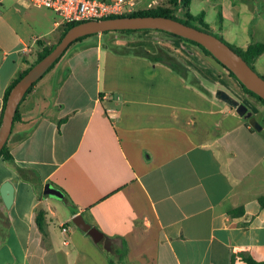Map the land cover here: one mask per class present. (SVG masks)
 Returning a JSON list of instances; mask_svg holds the SVG:
<instances>
[{
	"label": "crops",
	"instance_id": "0c3cea01",
	"mask_svg": "<svg viewBox=\"0 0 264 264\" xmlns=\"http://www.w3.org/2000/svg\"><path fill=\"white\" fill-rule=\"evenodd\" d=\"M62 24L30 0H0V114L37 41L56 40ZM121 33L67 48L18 105L12 158L0 157V185L14 187L9 207L0 194V264H231L233 254L246 264L239 251L264 260L263 125L141 54L158 52L149 36L172 35ZM46 183L63 192L59 203L43 196ZM77 213L100 241L74 225Z\"/></svg>",
	"mask_w": 264,
	"mask_h": 264
},
{
	"label": "rangeland",
	"instance_id": "374dc122",
	"mask_svg": "<svg viewBox=\"0 0 264 264\" xmlns=\"http://www.w3.org/2000/svg\"><path fill=\"white\" fill-rule=\"evenodd\" d=\"M175 2L174 5H171L174 7L173 15L175 17L180 20H187L191 24L223 38L236 49L244 50L251 43H264V0H190L187 7H185L180 0ZM158 5L166 6L169 5V3L168 0H133L132 9L142 10L153 8ZM185 11H189L194 18H189ZM200 13H202V16L200 17L202 20L197 17ZM110 32H114V30H110ZM143 33L146 32H122L120 35L131 37L142 34L143 36H146ZM149 37L156 42L158 51L163 56H165V53H169L173 56H175L176 53L177 55H179V53H184V56L186 54L187 59L191 61L189 63L192 65L183 62L188 68V70L182 69L183 73L186 75L185 79H187L188 82H192L197 87L204 90L213 89L214 94L218 87L226 89L238 101L245 103L248 106V109L252 111L254 120L264 127V104L255 97L244 93L239 82L229 74L225 67L221 64V66H219V64L214 65L211 62H208L205 56L206 54L198 46L186 40H181L177 37L173 38V35L171 37ZM78 43L79 40L71 44L65 53L71 51V49ZM177 55L175 56L176 58H178ZM34 57L35 53L30 55L28 58L29 61L34 59ZM178 59L183 61L181 58ZM214 61L216 62L215 59ZM253 66L259 74L264 76V51L255 57ZM208 71L213 72L214 76L208 73ZM47 73H44L41 82L38 80L37 83L41 84L52 77L50 76L51 74ZM201 73L213 80L214 83L207 81L208 79L206 80ZM245 119L248 122H252L248 118ZM257 173L260 177H264V164L258 168ZM50 197V200L56 201V203L61 201V199L56 196L51 195ZM106 249L114 258L115 254L113 247L106 245Z\"/></svg>",
	"mask_w": 264,
	"mask_h": 264
},
{
	"label": "water",
	"instance_id": "95a60500",
	"mask_svg": "<svg viewBox=\"0 0 264 264\" xmlns=\"http://www.w3.org/2000/svg\"><path fill=\"white\" fill-rule=\"evenodd\" d=\"M161 29L174 35L193 40L204 46L221 64L232 71L236 78L249 90L264 99V77L252 68L246 60L238 54L220 37L181 20L164 15H117L98 19H88L69 27L53 48L42 58L30 66L26 72L10 88L0 119V150L6 142L11 131L14 114L17 106L27 89L37 81L57 59L67 46L76 38L109 30L119 29ZM215 96L236 110L237 113L248 117L251 111H247L244 103L238 102L228 91L217 88ZM13 184L6 180L0 185V194L3 203L9 207L13 200ZM53 195L58 198L64 196L63 192L46 183L43 186V196ZM71 221L81 230L88 233L94 242L102 239V232L94 225L86 221L81 213L75 214Z\"/></svg>",
	"mask_w": 264,
	"mask_h": 264
},
{
	"label": "trees",
	"instance_id": "16d2710c",
	"mask_svg": "<svg viewBox=\"0 0 264 264\" xmlns=\"http://www.w3.org/2000/svg\"><path fill=\"white\" fill-rule=\"evenodd\" d=\"M175 1L177 0H168V3L169 5H158L156 7H153V8H146V9H142V10H132L130 12H126V13H123V14H119V15H164V16H170V17H173V18H176L178 19L177 17H175L173 15V10H174V7H172L171 5H174V3H176ZM183 2V5L185 7H187L188 3L190 2V0H180ZM186 15L189 17V18H194L193 15H191L189 13V11H185ZM113 16H117V15H113ZM202 16V13H200L197 17L202 20V18H200ZM108 17H111V16H108ZM180 20V19H178ZM187 24H190V25H193L197 28H200L194 24H191L190 22H188L187 20H181ZM78 22H81V21H76V22H69V23H64L62 24L61 26V29L59 31V34H58V37L56 38V40L52 41L51 43H47L46 40H38L37 41V44H36V49L34 51L35 53V57L34 59H32L31 61H29V59H26V63H27V66L24 68V69H21L20 71H18L17 75L13 78V80L10 82V84L7 86V88L5 89V92H4V96H3V107H4V104H5V100H6V97H7V94L10 90V88L12 87V85L26 72V70L32 66L37 60H39L40 58H42L46 53H48L52 48L53 46L55 45V43L61 38V36L64 34V32L69 28L71 27L72 25L78 23ZM202 30H205L203 28H200ZM150 30H155V31H160V32H164V33H168L170 35H173L181 40H186L192 44H195L196 46H198L206 55H209L211 56L213 59H215L219 64H221L204 46H202L201 44L193 41V40H190V39H187V38H184L182 36H179V35H174L170 32H167V31H164V30H161V29H151V28H141V29H119V30H114V31H121V32H131V31H143V32H148ZM110 31V30H109ZM108 31H103L102 33H107ZM92 34H97L96 33H91V34H86V35H83V36H80L76 39H74L68 46L67 48L72 44L74 43L75 41H78L88 35H92ZM221 38V37H220ZM222 40H224L223 38H221ZM225 41V40H224ZM226 42V41H225ZM229 46H231L228 42H226ZM238 54H240L245 60L246 62L252 67L254 68L253 66V61L255 59V57H257L260 53H262L264 51V43L262 42H256V43H251L249 44L244 50H240V49H236L234 48L233 46H231ZM66 48V49H67ZM65 49V50H66ZM64 50V51H65ZM64 51L62 52V54L64 53ZM62 54L60 56L57 57V59L49 66V68L46 70V72L51 69L53 67V65L58 61V59L62 56ZM143 56L147 57L148 59L152 60V61H161V62H164L166 65H168L172 70L176 71L177 73H179L180 75H182L184 78H186V75L183 73L182 69H186L188 70L187 66L178 58H176L175 56L169 54V53H165V56H163L161 53H159V51L157 53H150L146 50L143 51V53H141ZM223 67H225L223 64H221ZM226 68V67H225ZM227 69V68H226ZM255 69V68H254ZM228 70V69H227ZM229 74L231 76H233L238 82L239 84L241 85V88L242 90L244 91V93L252 96V97H255L257 100H259L261 103L264 104V99H262L260 96H258L256 93H254L253 91L249 90L247 87H245L237 78L236 76L234 75V73L230 70H228ZM261 75V74H260ZM264 77V76H263ZM36 82V81H35ZM35 82H33L32 85H30V87L27 89V91L25 92L24 96L22 97V99H24L25 95H27L28 92H30V90L32 89L33 85L35 84ZM21 99V100H22ZM21 102V101H20ZM19 102V104H20ZM18 104V105H19ZM3 107H2V110H3ZM1 115H2V111H1V114H0V119H1ZM19 117V113H18V106H17V109H16V112L14 114V118H13V123L15 122V120H17V118ZM12 123V124H13ZM0 157H3L4 159L6 160H9L12 158V155L10 153V150L8 148V143H7V140L6 142L4 143V145L2 146L1 150H0ZM259 201H260V204L262 206H264V195H262L260 198H259ZM35 221H36V224L39 228V230L42 232V234L45 236L46 235V232H45V211L43 209H37L36 211V215H35ZM125 252H126V244L124 241H122V246L121 248H119V253L120 255L124 256L125 255ZM234 255H232V258H231V264H233V259H234ZM237 255L244 261L246 262V264H264V260H256L255 258H253L248 252H245V251H239L237 253Z\"/></svg>",
	"mask_w": 264,
	"mask_h": 264
},
{
	"label": "built area",
	"instance_id": "2783aa9c",
	"mask_svg": "<svg viewBox=\"0 0 264 264\" xmlns=\"http://www.w3.org/2000/svg\"><path fill=\"white\" fill-rule=\"evenodd\" d=\"M56 12L61 23L98 19L132 11L133 0H30Z\"/></svg>",
	"mask_w": 264,
	"mask_h": 264
},
{
	"label": "flooded vegetation",
	"instance_id": "af4514ba",
	"mask_svg": "<svg viewBox=\"0 0 264 264\" xmlns=\"http://www.w3.org/2000/svg\"><path fill=\"white\" fill-rule=\"evenodd\" d=\"M218 88H219V87H218ZM219 89H222V88H219ZM238 102L243 103V102H241V101H238ZM244 104H245V103H244ZM245 105H246V104H245ZM246 107H247L246 112H247V111H251L250 109H248V106H247V105H246ZM242 116L245 117V118L250 119L252 122H255V120H254V118H253L252 111H251V114H250L248 117L245 116V113H244Z\"/></svg>",
	"mask_w": 264,
	"mask_h": 264
}]
</instances>
